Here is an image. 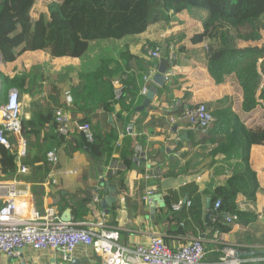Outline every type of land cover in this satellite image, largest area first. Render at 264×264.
Returning <instances> with one entry per match:
<instances>
[{
    "label": "trees",
    "instance_id": "16d2710c",
    "mask_svg": "<svg viewBox=\"0 0 264 264\" xmlns=\"http://www.w3.org/2000/svg\"><path fill=\"white\" fill-rule=\"evenodd\" d=\"M185 10L193 14L202 10L207 12L205 17H201L203 21L200 29L195 30L188 40L195 46H202V65L212 82L220 85L227 80L238 81L252 97L262 81L264 89V43L261 42L264 0H0L1 61L4 64L15 62L23 53L33 51H41L52 58H80L95 40L121 39L141 34L150 25L168 23L174 15ZM204 40H209L207 49L203 46ZM175 52L177 50H173V54ZM132 60L139 61L140 58L126 51L120 54V60L112 56L102 57L94 68L79 72L77 80L68 83V92L72 97L70 105H66L62 98L63 89L59 88L57 81H50L47 87L54 107L47 110L42 109L37 102L43 91L39 84L46 79L37 67L13 75L0 70V104L5 101V94L12 87L19 90L20 97L35 92L30 100L29 117H22L20 121L19 134L25 143V156L20 160L13 132L4 131L9 146L0 144V180L17 178L18 162L27 166L32 181H41L47 177L49 166L45 154L54 144L47 145L45 151H42L40 134L50 123L49 128L55 127L57 130L53 110L59 107L67 108L71 121L79 124L87 122L92 128L93 140L88 141L83 133L78 132L69 141L78 142L73 149L84 148L90 159L97 160L105 156L107 161L113 152L120 151L121 167L113 176L123 178L129 169L135 167L141 170L146 168L148 171L155 168L145 163L146 154L154 152L149 146L152 142H148V137L158 134L154 130L156 126L168 129L170 126L166 118L151 116L145 122L142 133L133 122L132 115L144 114L145 108L136 111L144 95L135 87L136 71L131 68ZM159 61L168 64L166 57H161ZM147 65L156 68L158 62L151 61ZM121 75L124 76V89L120 98L116 99L113 83ZM176 77L174 72L158 88L156 97L161 102H169L174 96L179 97L182 105L177 109L176 117H181L186 107L204 103L214 118L205 134L207 138L204 143L207 141L213 146L212 155L222 153L226 160L236 162L225 183L214 188L209 209L212 211L214 202L220 199L221 204L215 211L219 217L235 214L237 221L252 223L257 218L256 214L250 217V213L240 210L236 198L241 194L248 203H255L256 193L264 189L263 181L250 159L254 146H264V125L247 127L243 118L231 110L228 96L211 102L187 104L184 95L178 96L176 92L172 94L177 84ZM109 115L113 117L111 122H108ZM130 124L132 132L125 131ZM120 132L124 134L120 146L116 147ZM196 133L192 128L187 130L188 138L178 141L174 150L184 143L192 146L198 144L194 140ZM56 136L58 144L65 139L58 132ZM32 147L37 151L31 156L29 149ZM169 172L162 170V176H167ZM32 189L41 188L35 185ZM98 193L100 197L104 196L101 188ZM93 195L94 192L91 197ZM86 200L88 198L83 201ZM35 201L39 205L40 199L36 197ZM116 207L113 204L111 208L113 210ZM75 210L74 220L79 221V217L87 213V208L83 206ZM221 225L220 222L216 226L220 231L229 229V226Z\"/></svg>",
    "mask_w": 264,
    "mask_h": 264
},
{
    "label": "crops",
    "instance_id": "0c3cea01",
    "mask_svg": "<svg viewBox=\"0 0 264 264\" xmlns=\"http://www.w3.org/2000/svg\"><path fill=\"white\" fill-rule=\"evenodd\" d=\"M193 15L195 14L190 10H185L174 15L168 23H155L144 33L129 35L116 39L117 42L104 44L108 48L107 56L120 60V54L128 51L140 58L139 61H130L132 70L136 71L135 87L140 90L143 83L142 74L145 75L154 69V66L147 65L148 62L158 64L160 62L159 59L150 58L147 49L171 39L170 43H173L174 50H177L174 53L177 84L172 94L176 92L178 96L184 95L185 102L189 105L216 101L228 96L231 110L243 118L247 127L264 125L263 81L253 97L238 81L227 80L220 85L214 84L202 65L204 53L202 46H195L188 40L195 30L200 29L203 21L201 18H198V22L189 20V16ZM261 35V42L264 43V30ZM110 40L112 39L107 41ZM208 43L209 40L203 41L205 49ZM46 57L49 56L41 51L25 52L15 62L5 63V68L0 69L5 74L13 75L21 71L29 72L32 67H37L46 77L39 84L43 91L37 99L45 110L54 107L47 87L50 81L54 79L57 81L59 88L63 89L64 99V93L69 90L68 83L77 80L80 69L86 71L94 68L103 56L95 58L91 54H85L80 58L55 57L51 61ZM34 94L35 92L20 97L21 118L29 117L30 100ZM6 95L7 93L4 99ZM156 95L157 91L150 105L144 109V114L136 113L132 115V120L143 133L144 124L151 116L166 118L170 129L155 127L154 130L158 134L148 137V142H152L149 146L154 152L146 154L145 163L160 167L165 172L170 171L167 176L146 179L144 176L147 169L141 170L138 167L129 169L123 178L119 175L113 176L115 173H112V170L121 167L120 151L113 152L108 161L105 156L92 160L86 149H73L78 142H69L78 133L74 126L71 127L69 135L58 144L59 139L56 136L58 131L55 127L49 128L50 123L41 130L42 151H45L47 145L54 144L53 147L57 149L59 156V170L76 169V173L72 175L58 173L55 175V183L51 181L49 175L44 180L34 182L29 171L18 173L21 177L13 179L19 183L18 187L25 189L26 197L30 198L40 213H44L47 208H53L61 219L62 214L70 209L71 217L74 219V210L83 206L87 208V213L79 217L80 220L104 219L108 226L119 231L118 243L129 250L125 253L128 264H138L136 256L130 250L139 243H145L151 233L163 236L165 242L172 248L190 239L201 238L205 251L203 264H220V251L225 244L238 247L243 259L240 264H264V189L256 193L255 203H248L241 194L237 195L238 208L250 213V217L256 214L257 218L252 223L246 224L244 220L237 221L238 219L227 223L224 215L219 217L215 210L211 211L209 206L214 188L225 183L236 162L226 160L222 153L211 154L213 146L207 141L204 143L208 130L195 134L194 140L198 144L192 146L184 143L179 149L174 150V145L178 141L188 138L187 130L190 128L183 119L177 121L178 124H170L168 114L165 112L168 105L173 100L180 99L179 97L174 96L169 102H161ZM109 118L108 116V122ZM74 122L77 121L73 120L72 125ZM184 133L187 134L186 138L180 140ZM21 139L19 132L13 135L15 143L19 144ZM36 151L35 147L29 149L31 156ZM250 159L264 184V146H254ZM102 181L108 184V188H113L115 194L114 202L105 208L100 205V200L108 197L110 193L104 191L106 187L101 184ZM35 185H39L41 189L33 190ZM100 188L104 196H99V201L95 202L91 194L94 192L95 195ZM36 197L40 199L39 205L36 204ZM86 198L88 200L83 201ZM177 202H181V205L174 208L173 205ZM113 204L117 207L112 210ZM220 222L221 226H229V229L220 231L216 227ZM59 259L60 253L57 251H36L26 248L22 258L0 255V264H57ZM72 264L103 263L91 246L79 245L74 251Z\"/></svg>",
    "mask_w": 264,
    "mask_h": 264
},
{
    "label": "built area",
    "instance_id": "2783aa9c",
    "mask_svg": "<svg viewBox=\"0 0 264 264\" xmlns=\"http://www.w3.org/2000/svg\"><path fill=\"white\" fill-rule=\"evenodd\" d=\"M207 47V45H206ZM173 43H158L147 49V55L153 59L166 57L169 69L165 73L166 81L174 73L175 58L173 55ZM149 73L143 75V83L140 89L145 94L151 83ZM124 76L118 77L114 85V97L120 98L124 84ZM66 105H70L72 97L68 91L64 93ZM182 105V100H173L165 112L168 114L170 124H175L183 119L189 128L196 132H205L214 120L210 111L204 103H198L193 107H186L181 117H176L177 109ZM22 116V105L19 90L12 87L8 90L5 101L0 104V144L8 147L9 143L4 134L5 130L18 133ZM54 121L57 124L59 134L68 136L71 127L74 126L77 132L83 133L88 141L93 140L92 128L89 123H77L70 119L66 107H59L54 110ZM130 126L125 131H129ZM124 133L121 132L119 138ZM116 147L120 146V139L116 141ZM25 156V143L21 139L18 144L17 157L20 160ZM49 166V178L56 182L55 175H72L76 169L59 170V156L55 147L48 149L45 154ZM118 165H115V167ZM119 167L112 170L115 173ZM28 168L18 163L17 173H27ZM146 179H159L162 177V170L159 167L145 170ZM16 180H0V255L22 258L25 249L31 248L36 251L53 250L60 253L57 264H72L74 251L79 245L91 246L95 250L103 264H128L125 253L129 251L118 243L119 231L106 224L104 219L97 221L74 220L63 221L56 215L53 208H47L44 213L35 207L30 198L26 197V191L18 187ZM98 202V193L92 198ZM190 202L188 201L187 204ZM221 200L217 199L213 204V210H217ZM181 202L175 203L178 208ZM227 223L237 220L235 214H225ZM137 258L138 264H203L204 247L201 238H193L177 246L170 247L163 236L151 233L145 243L137 244L130 250ZM220 264H240L243 259L237 246L225 244L221 247Z\"/></svg>",
    "mask_w": 264,
    "mask_h": 264
},
{
    "label": "water",
    "instance_id": "95a60500",
    "mask_svg": "<svg viewBox=\"0 0 264 264\" xmlns=\"http://www.w3.org/2000/svg\"><path fill=\"white\" fill-rule=\"evenodd\" d=\"M167 70H168V66L164 62H159L158 66L152 71V73L150 75L151 84L149 85L148 90L144 95V99H143L142 104L136 107V111H141L150 105V102L152 101V99L154 98V96L156 94L157 87H161L166 83L165 73ZM109 117H110L109 122H111L112 116L109 115ZM129 131L132 132V124H130V130ZM186 135H187L186 133L182 134L180 136V140L186 138ZM101 184L106 187L104 191L105 192L108 191L110 193V195H108V197H105L104 199L100 200V205L103 208H105L111 202H114L115 194H114V191H112L113 188L107 187V185H108L107 183L103 182ZM207 204H208V200H207ZM70 219H71V212H70V209H68L66 212H64L62 214L61 220L69 221Z\"/></svg>",
    "mask_w": 264,
    "mask_h": 264
},
{
    "label": "rangeland",
    "instance_id": "374dc122",
    "mask_svg": "<svg viewBox=\"0 0 264 264\" xmlns=\"http://www.w3.org/2000/svg\"><path fill=\"white\" fill-rule=\"evenodd\" d=\"M207 15V12L205 10H202V11H199L197 13H195V15L193 16H189V20H192L194 22H198V18H203ZM201 21V20H200ZM108 39H101V40H95L93 42H91L90 44V48L89 50L87 51L86 54H91L93 55L95 58H98L99 56H103V57H108V48L106 47V45L104 44H111L113 42H117L116 39H112L110 41H107ZM114 40V41H113ZM95 46H98L97 48H95ZM111 47V45H109ZM46 59L48 61H51L53 58H50V57H46ZM4 62L1 61L0 59V69H4ZM7 70L8 67H6ZM84 72V70H81L80 69V73Z\"/></svg>",
    "mask_w": 264,
    "mask_h": 264
},
{
    "label": "clouds",
    "instance_id": "9594fccd",
    "mask_svg": "<svg viewBox=\"0 0 264 264\" xmlns=\"http://www.w3.org/2000/svg\"><path fill=\"white\" fill-rule=\"evenodd\" d=\"M166 43H168V42H166ZM173 55H174V57H175V54H173ZM0 59H1V57H0ZM166 65H167V64H166ZM167 66H168V65H167ZM174 67H175V66H174ZM154 69H155V68H154ZM154 69H153V70H154ZM168 69H169V67H168ZM153 70H152V71H153ZM166 72H167V71H166ZM174 72H175V71H174ZM148 73H149V72H148ZM173 74H174V73H173ZM150 81H151V80H150ZM166 82H167V81H166ZM150 84H151V83H150ZM144 95H145V94H144ZM71 218H72V217H71Z\"/></svg>",
    "mask_w": 264,
    "mask_h": 264
}]
</instances>
